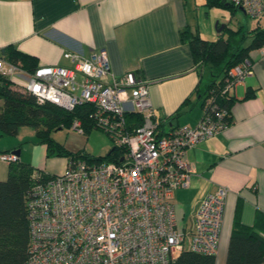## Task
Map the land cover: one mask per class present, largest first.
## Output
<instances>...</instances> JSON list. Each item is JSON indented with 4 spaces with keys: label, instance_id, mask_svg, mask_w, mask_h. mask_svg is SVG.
Returning <instances> with one entry per match:
<instances>
[{
    "label": "built area",
    "instance_id": "1",
    "mask_svg": "<svg viewBox=\"0 0 264 264\" xmlns=\"http://www.w3.org/2000/svg\"><path fill=\"white\" fill-rule=\"evenodd\" d=\"M253 20L264 18V0H226ZM70 66L39 67L30 74L0 56V75L46 102L73 111L88 104L93 118L126 154L116 162L68 161L61 174L35 173L30 191V257L25 264H171L184 250L216 255L221 242L229 190L204 197L190 237L179 228L172 196L191 187L195 174L190 150L227 129L229 112L210 99L196 128L163 135L150 99L149 83L133 73L113 77L105 51L85 57L66 51ZM254 74L246 60L233 68L223 94ZM112 78L109 82L107 79ZM143 116L130 131L127 114ZM84 134L81 121L71 128ZM5 163L20 160L0 154Z\"/></svg>",
    "mask_w": 264,
    "mask_h": 264
},
{
    "label": "crops",
    "instance_id": "2",
    "mask_svg": "<svg viewBox=\"0 0 264 264\" xmlns=\"http://www.w3.org/2000/svg\"><path fill=\"white\" fill-rule=\"evenodd\" d=\"M200 3L206 7V0H0V53L13 46L37 58L39 67H69L66 51L85 57L105 51L115 79L133 73L149 83L156 120L165 124L166 133L196 128L206 108L194 93L201 73L181 34L190 29L204 39L203 28L191 16ZM244 14L249 20L239 27L264 30V18ZM250 62L254 74L231 91L230 126L190 150L191 187L172 196L178 226L190 237L204 197L228 188L217 264L227 262L237 220L264 236V48L252 51ZM248 94L254 96L245 99ZM187 98L190 104L174 116ZM7 149L0 147V154L11 152ZM7 176L8 164L0 160V180Z\"/></svg>",
    "mask_w": 264,
    "mask_h": 264
},
{
    "label": "trees",
    "instance_id": "3",
    "mask_svg": "<svg viewBox=\"0 0 264 264\" xmlns=\"http://www.w3.org/2000/svg\"><path fill=\"white\" fill-rule=\"evenodd\" d=\"M209 9L222 8L233 16L240 11L226 0H206ZM221 26L218 25V28ZM182 40L191 47L193 58L201 78L194 93L199 96L202 106L210 99L226 108L229 121H232V108L235 100L223 94L230 72L244 61H250V53L264 48V30L256 28L237 30L225 28L216 41L203 39L198 32L186 29L181 34ZM249 43L247 44V42ZM0 56L19 64L22 69L33 74L39 69L37 58L18 51L13 46L5 48ZM209 68L211 78L203 85V70ZM254 95L248 94L245 99ZM0 133L1 136L16 135L22 126L36 130L39 143L45 147L47 158H65L88 160L93 163L116 162L126 154V150L115 146L105 158H94L83 152H72L52 138V133L63 128L71 129L76 121H81L84 134L92 129H101L92 117L95 108L83 104L73 111H67L57 105L46 102L40 104L31 93L17 87L14 80L0 75ZM190 104L187 98L174 116ZM130 131L136 132L144 122L142 115L127 114ZM164 123H159L163 135ZM174 129H172L173 131ZM104 131V130H103ZM106 133V132H105ZM38 171V172H35ZM35 173H44L22 162L8 164V176L0 180V264H25L30 257V222L28 218V200L36 180ZM171 264H217L216 255H201L182 251ZM226 264H264V236L256 227H247L236 221L232 230Z\"/></svg>",
    "mask_w": 264,
    "mask_h": 264
},
{
    "label": "rangeland",
    "instance_id": "4",
    "mask_svg": "<svg viewBox=\"0 0 264 264\" xmlns=\"http://www.w3.org/2000/svg\"><path fill=\"white\" fill-rule=\"evenodd\" d=\"M191 16L195 23H200L201 28H203L204 39L209 41H216L219 38L217 37V25L221 27L227 25L229 28L235 29L240 26L239 22L243 24L249 20L241 10L233 16L228 10L222 8L209 9L202 3L196 8L195 13L191 11ZM206 72L209 81L210 69L207 68ZM52 138L72 152H83L94 158L107 157L116 145L114 140L101 129H92L89 133L79 134L73 129L63 128L53 132ZM0 147L8 148L7 150L16 154L22 162L34 167L35 170H42L51 175L61 174L65 171L66 159L47 158L45 147L39 143L36 130L33 127L22 126L16 135L1 136L0 133ZM191 217L192 212L190 210L187 212L186 218ZM178 256V253L174 255L175 258Z\"/></svg>",
    "mask_w": 264,
    "mask_h": 264
},
{
    "label": "water",
    "instance_id": "5",
    "mask_svg": "<svg viewBox=\"0 0 264 264\" xmlns=\"http://www.w3.org/2000/svg\"><path fill=\"white\" fill-rule=\"evenodd\" d=\"M240 10H241L243 13H246L244 9L240 8ZM217 28H218V25H217ZM224 28H225V25L222 26V27H220V28H218V32L221 33V32L223 31Z\"/></svg>",
    "mask_w": 264,
    "mask_h": 264
}]
</instances>
